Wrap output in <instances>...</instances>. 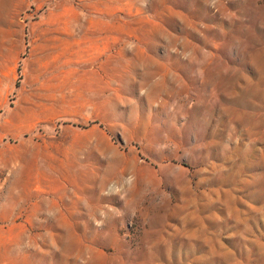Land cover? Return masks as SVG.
I'll return each instance as SVG.
<instances>
[{"label": "rangeland", "instance_id": "rangeland-1", "mask_svg": "<svg viewBox=\"0 0 264 264\" xmlns=\"http://www.w3.org/2000/svg\"><path fill=\"white\" fill-rule=\"evenodd\" d=\"M0 264H264V0H0Z\"/></svg>", "mask_w": 264, "mask_h": 264}]
</instances>
